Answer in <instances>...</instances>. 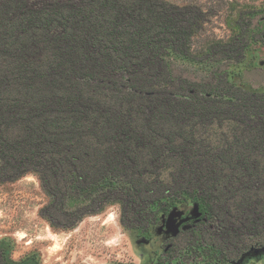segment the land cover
Returning a JSON list of instances; mask_svg holds the SVG:
<instances>
[{"label":"trees","instance_id":"1","mask_svg":"<svg viewBox=\"0 0 264 264\" xmlns=\"http://www.w3.org/2000/svg\"><path fill=\"white\" fill-rule=\"evenodd\" d=\"M202 21L165 0H0V182L36 174L52 197L41 214L61 229L113 204L146 229L193 202L201 225L158 264L264 257L252 245L264 238V89L170 69V57L197 62ZM214 46L239 62L251 49L244 32Z\"/></svg>","mask_w":264,"mask_h":264},{"label":"rangeland","instance_id":"2","mask_svg":"<svg viewBox=\"0 0 264 264\" xmlns=\"http://www.w3.org/2000/svg\"><path fill=\"white\" fill-rule=\"evenodd\" d=\"M165 1L199 7L204 13L189 43L197 62L170 57L173 76L239 94L242 91L234 86L243 91L264 89V0ZM242 32L251 48L243 62L225 59L217 48L211 51L212 46L227 43ZM231 126L226 123L225 132ZM51 201L36 174L0 182V264H158L180 254L188 242L183 224H191L186 225L190 230L200 217L188 201L160 213L146 229L142 225L131 229L121 222L120 205L113 204L99 214L86 215L73 229H61L41 214ZM258 242L252 245L262 247L264 238ZM227 255L238 260L237 255ZM245 264H264V257L248 259Z\"/></svg>","mask_w":264,"mask_h":264},{"label":"flooded vegetation","instance_id":"3","mask_svg":"<svg viewBox=\"0 0 264 264\" xmlns=\"http://www.w3.org/2000/svg\"><path fill=\"white\" fill-rule=\"evenodd\" d=\"M196 221V222H195ZM194 221V224H193V227H195V225H197L196 223H198L199 221H200V217L197 219L196 218V220ZM186 225H191V224H183V227H182V229L184 228V229H189L190 228V226H186ZM187 227V228H186Z\"/></svg>","mask_w":264,"mask_h":264}]
</instances>
